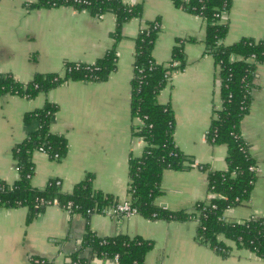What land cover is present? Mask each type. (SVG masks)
Here are the masks:
<instances>
[{
    "label": "crops",
    "instance_id": "1",
    "mask_svg": "<svg viewBox=\"0 0 264 264\" xmlns=\"http://www.w3.org/2000/svg\"><path fill=\"white\" fill-rule=\"evenodd\" d=\"M139 7V15L122 25L114 40L115 14L93 15L70 5L38 6L37 0H0V74L26 83L36 74L59 73L67 62L91 64L114 46L115 68L106 80H68L27 97L14 92L0 94V181L18 178L15 145L37 128L24 115L52 103L57 109L49 119V131L61 135L66 153L58 158L33 151L32 186L43 188L50 179L71 192L91 174L95 191L124 200L129 184V156H140L145 142L135 133L141 125L129 108L135 39L147 23L157 20L159 30L152 49L155 62L166 65L177 38L183 40L185 64L171 72L157 101L169 104L174 116L173 140L191 165L166 169L155 204L171 211L191 210L206 199L207 170L226 168V147L206 138L213 111L220 108L218 65L207 52L204 22L198 15L176 7L172 0H121ZM227 26L223 44L240 38L264 39V0H231L220 16ZM192 40H189V39ZM233 58H236L233 56ZM248 111L239 133L254 161L255 181L244 204L229 207L224 218L264 222V59L257 63L249 91ZM23 206H0V264H32V257L50 264H75L76 253L88 264H117L93 255L84 243L90 230L98 237L124 234L150 240L145 264H264L247 248L219 236L230 246L221 256L197 239L195 219H151L135 213L125 217L105 213L71 215L58 205H48L30 220Z\"/></svg>",
    "mask_w": 264,
    "mask_h": 264
},
{
    "label": "trees",
    "instance_id": "2",
    "mask_svg": "<svg viewBox=\"0 0 264 264\" xmlns=\"http://www.w3.org/2000/svg\"><path fill=\"white\" fill-rule=\"evenodd\" d=\"M176 7L201 17L205 28V46L216 64L220 79V108L213 111L206 138L215 145L226 147V168L207 170V191L209 196L196 203L191 210L171 211L155 204L161 193L160 180L166 169H186L190 158L174 143V116L169 104L157 101L160 90L165 86L172 71L185 64L183 40L177 38L172 47L171 59L164 65L154 61L152 49L159 30L157 20L143 27L136 39L133 60V76L130 81L129 108L132 116L141 120L136 131L145 142L140 156H129V184L127 194L137 212L151 219L183 220L190 218L191 212H199L197 239L221 256H226L230 246L219 236L234 242L237 248H247L264 259V222L260 218H250L244 222L229 221L224 218L229 207L244 204L255 181V172L250 169L254 161L250 157L247 144L239 133V123L248 111L249 91L253 85V75L257 63L264 59V39L240 38L232 44H223L227 26L220 22V16L230 7L231 0H172ZM67 4L76 9H86L93 15L107 11L115 14L114 40L120 37L122 25L128 19L139 15V7L125 4L121 0H37L38 6H58ZM219 13V16H216ZM189 40H192L191 38ZM235 56L236 58H233ZM114 46L91 64L67 62L63 75L59 73L36 74L26 83L0 74V94L14 92L34 97L68 80H106L115 68ZM57 109L52 103L34 109L24 115V120L37 121V128L31 131L13 149L17 162L18 178L7 184L0 181V206L26 207V220L30 221L38 211L53 202L64 210L70 206L71 215L88 216L87 209L100 213L101 208L117 202L111 195L95 191L91 174L75 184L72 191L61 190L60 182L52 178L43 188L32 186L33 173L31 154L39 147L46 149L50 156L58 153L59 158L67 151L63 136L49 131V119ZM84 243L96 257L115 259L117 264H145L144 258L152 242L139 236L124 234L98 237L90 230L84 235ZM37 261H34V260ZM75 264H88L87 260L72 255ZM32 264H50L41 257H32Z\"/></svg>",
    "mask_w": 264,
    "mask_h": 264
},
{
    "label": "built area",
    "instance_id": "3",
    "mask_svg": "<svg viewBox=\"0 0 264 264\" xmlns=\"http://www.w3.org/2000/svg\"><path fill=\"white\" fill-rule=\"evenodd\" d=\"M216 16H219V13H216ZM208 133V130L206 131V134ZM37 151L43 152L47 155H49L48 151L46 149H44L43 147H39L37 148ZM50 156V155H49ZM52 158L58 159L59 155L58 153H54L52 156H50ZM250 169H252L254 171V166H250ZM52 204L57 205L56 202H53ZM70 206L67 207L66 211H70ZM87 214H91V213H95L94 209H87L86 210ZM100 213H105V214H109V215H114V216H119V217H127L129 215L138 213L136 207L132 206L130 203V199L129 197L126 196V198L124 200L121 201H117L114 204L108 205L106 207L101 208ZM199 212H191V216L190 219H195L197 220V223H199ZM116 263L117 261L115 259H113ZM34 261H37L36 259Z\"/></svg>",
    "mask_w": 264,
    "mask_h": 264
},
{
    "label": "rangeland",
    "instance_id": "4",
    "mask_svg": "<svg viewBox=\"0 0 264 264\" xmlns=\"http://www.w3.org/2000/svg\"><path fill=\"white\" fill-rule=\"evenodd\" d=\"M242 205V204H241ZM236 206H239V205H236ZM236 206H234V207H236ZM52 264V263H51Z\"/></svg>",
    "mask_w": 264,
    "mask_h": 264
}]
</instances>
